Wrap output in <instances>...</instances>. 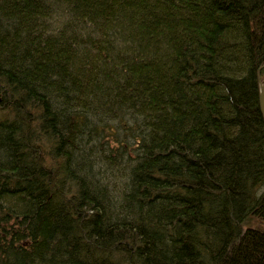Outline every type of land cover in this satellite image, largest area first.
I'll return each instance as SVG.
<instances>
[{
  "label": "trees",
  "instance_id": "1",
  "mask_svg": "<svg viewBox=\"0 0 264 264\" xmlns=\"http://www.w3.org/2000/svg\"><path fill=\"white\" fill-rule=\"evenodd\" d=\"M264 0H0V264H264Z\"/></svg>",
  "mask_w": 264,
  "mask_h": 264
},
{
  "label": "water",
  "instance_id": "2",
  "mask_svg": "<svg viewBox=\"0 0 264 264\" xmlns=\"http://www.w3.org/2000/svg\"><path fill=\"white\" fill-rule=\"evenodd\" d=\"M259 109L264 122V85L259 87Z\"/></svg>",
  "mask_w": 264,
  "mask_h": 264
},
{
  "label": "rangeland",
  "instance_id": "3",
  "mask_svg": "<svg viewBox=\"0 0 264 264\" xmlns=\"http://www.w3.org/2000/svg\"><path fill=\"white\" fill-rule=\"evenodd\" d=\"M264 85V76L262 77V80L260 81V86Z\"/></svg>",
  "mask_w": 264,
  "mask_h": 264
}]
</instances>
